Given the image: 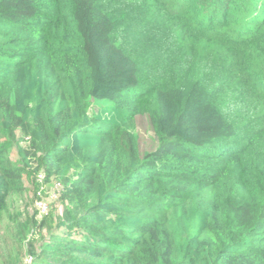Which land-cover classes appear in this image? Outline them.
Segmentation results:
<instances>
[{"label": "trees", "instance_id": "1", "mask_svg": "<svg viewBox=\"0 0 264 264\" xmlns=\"http://www.w3.org/2000/svg\"><path fill=\"white\" fill-rule=\"evenodd\" d=\"M259 12L256 0H0V217L55 180V226L70 230L31 264H264ZM20 216L21 237L44 221Z\"/></svg>", "mask_w": 264, "mask_h": 264}, {"label": "rangeland", "instance_id": "2", "mask_svg": "<svg viewBox=\"0 0 264 264\" xmlns=\"http://www.w3.org/2000/svg\"><path fill=\"white\" fill-rule=\"evenodd\" d=\"M143 127V125H140V128ZM142 137L140 140H144V142H149L151 138L146 131H143ZM20 142L25 145L23 140H20ZM16 155L17 150L12 148L10 157L15 160ZM43 175L45 174L43 173ZM43 175L41 174V176ZM27 188L29 190L25 189L21 194L16 195L12 201L17 205L19 204L18 207L15 205L9 209V212H4L0 217V264H31L32 259H34L33 252L35 254L40 252V250L34 249L43 246L50 233L59 235L70 232L68 228L55 226L62 210V204L54 203V199L57 196V190H60L61 186L55 180H52L51 185L50 182L45 183V188L42 191L37 190L35 192L33 184H28ZM21 213L26 217L35 215L36 219L43 218L44 221L39 226H37L39 222H36V225L32 228L28 226L25 237H21L18 233L20 225L24 224L20 220L22 218ZM76 232L79 233L80 231L76 230ZM77 233L74 235H77Z\"/></svg>", "mask_w": 264, "mask_h": 264}, {"label": "clouds", "instance_id": "3", "mask_svg": "<svg viewBox=\"0 0 264 264\" xmlns=\"http://www.w3.org/2000/svg\"><path fill=\"white\" fill-rule=\"evenodd\" d=\"M256 5H258L259 7H264V0H256ZM261 11V10H260ZM263 15V16H262ZM12 17H15L17 18L19 21H29L31 22V19L30 17L26 14V13H23V11H21L20 13L16 14V15H11ZM264 17V13L263 12H259V14L256 16V18L260 19ZM33 24H39L38 21H35V22H31ZM207 138H212V140H214V137H207ZM207 138H192L191 140H200L199 141V147L204 150L205 153H213V148L214 146L212 145H209V146H206L204 144V142L202 140H208ZM188 147H182V149H187Z\"/></svg>", "mask_w": 264, "mask_h": 264}]
</instances>
